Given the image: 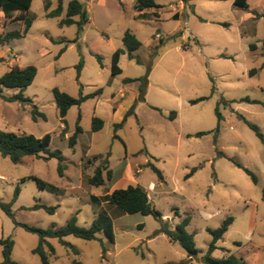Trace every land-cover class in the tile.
Listing matches in <instances>:
<instances>
[{
	"label": "rangeland",
	"instance_id": "obj_1",
	"mask_svg": "<svg viewBox=\"0 0 264 264\" xmlns=\"http://www.w3.org/2000/svg\"><path fill=\"white\" fill-rule=\"evenodd\" d=\"M71 1L63 0L61 17L50 18L60 0H34L27 15L33 23L26 35V17L17 20L20 14L14 13L6 18L0 12V35H21L0 46V75L15 67L37 69L33 84L23 92L32 104L0 98V129L36 138L51 134L50 150L66 159L60 176L57 159L26 157L14 164L0 155V198L11 202L16 188L21 191L12 207L16 220L42 229L62 228L77 215L78 226L89 228L99 209L106 207L103 202L92 206V196L113 193L118 182H126V188L136 183L171 229L191 216L187 230L194 234L197 257L189 258L180 245L159 233L162 222L153 216L124 214L114 220V243L104 233L96 241L66 237L78 256L51 239L55 255L50 263L72 264L77 259L81 264H205L202 259L212 241L209 230L233 218L213 257L222 261L229 253L246 264H264V145L239 117L264 134V0H248V10L236 7L234 0H155L161 8L150 10L147 19H137L133 0H77L89 14L79 38L77 25H59ZM128 31L142 43L136 52L141 64L122 55L123 73L114 77L112 58L124 49ZM149 67L146 101L138 102L141 83L124 80L145 77ZM253 70L257 73L252 76ZM55 89L75 98L100 89L103 93L72 107L63 122ZM20 92L3 89L5 96ZM202 98L207 100L191 104ZM222 98L233 103L225 107ZM33 105L46 120L33 119ZM218 107L223 120L216 136ZM172 112L177 113L175 120L169 118ZM79 116L82 133L72 150L69 138ZM94 117L104 122L99 132L92 130ZM105 159L115 177L93 188L88 180ZM234 162L252 171L257 184ZM149 163L162 172L163 180ZM194 168L197 172L186 179ZM32 176L62 189L64 195L40 190L31 179L23 181ZM36 203L58 209L55 214L30 210ZM8 237L15 243L13 261L41 264L33 254L38 236L16 227L0 210V239Z\"/></svg>",
	"mask_w": 264,
	"mask_h": 264
},
{
	"label": "trees",
	"instance_id": "obj_2",
	"mask_svg": "<svg viewBox=\"0 0 264 264\" xmlns=\"http://www.w3.org/2000/svg\"><path fill=\"white\" fill-rule=\"evenodd\" d=\"M34 0H0V12L4 14L6 18H11L14 13L18 12L20 15L16 18L17 20L24 19L25 17V30L23 32L26 35L29 29L32 27L33 20L29 18L27 15L31 10L32 4ZM234 5L244 10L249 9V4L247 0H235ZM161 7L155 2V0H137L135 9L142 13L138 16V19H147L146 11L157 10ZM46 9H49L48 5H46ZM63 14V0H60L59 6L55 11H52L48 14L50 18H59ZM79 18V21H76L75 18ZM175 20H178V17L174 16ZM89 22V14L85 5L77 0H73L69 3L67 14L64 19H62L59 23L61 27H70L73 25L78 26V38L84 30V26ZM224 26H228L224 24ZM21 35L16 32L8 33L6 35H0V46H4L9 43L12 39L16 37H20ZM62 42V41H60ZM124 49H118L112 58V76L121 75L122 69L120 68V60L122 55L127 54L129 60L135 61L137 64H141V61L136 56V52L140 50L142 47V43L137 39V37L132 34L130 31L126 32L123 38ZM251 50H256L255 45L250 46ZM67 50V46L62 50V53ZM98 60L101 61V58L98 57ZM83 63L81 62L78 66V73L82 70ZM151 68H148L147 75L140 79H125L124 83H134L140 82V94L138 97V102H145L146 95V87L148 86V77L150 75ZM257 73L256 70L251 71V75H255ZM37 76V69L33 66L27 67L24 69L15 67L0 75V98H2L5 102L13 103L20 102L22 104H32V100L25 97L23 92L30 87L35 78ZM19 89L21 92L18 95L14 96H5L3 95V89ZM54 97L57 105V109L59 112L60 119L65 122V118L68 114V111L74 106H81L88 99L97 97L102 95L103 90L100 89L96 91L94 94L89 96L80 95L75 98L64 92H61L59 89H55ZM207 98H202L200 100L192 101L191 104H197L200 101H205ZM224 102V106L228 107L231 105V101H227L225 98H222ZM244 101L248 103H257L255 101H251L249 99H245ZM220 105V104H219ZM132 108L128 115L133 112ZM157 110V109H155ZM33 119L35 121L38 118L46 120V116L39 112L38 108L33 105ZM216 115L218 118V126L215 130L216 136L220 131V125L223 120L222 115L220 114L219 107L216 109ZM177 117L176 112H172L170 114V119L175 120ZM245 124L251 129L256 137L262 142L264 145V134L261 129L247 121L243 116H239ZM81 116H79L76 131L72 137L69 138V147L74 150L78 136L82 133V128L79 125ZM126 119V118H125ZM124 119V120H125ZM124 120L115 126L116 130L122 127ZM104 122L100 118L94 117L92 121V130L93 132H99L103 129ZM207 135V133H197L196 137H203ZM215 142H217V137L215 138ZM52 143L51 134L45 135L43 138H36L33 135L28 134H17L13 132H7L0 129V155L4 158H9L12 163L19 164L26 157H35L37 159H57L59 162L58 172L60 176L64 175L66 170L65 165V157L60 151H51L50 145ZM237 167L242 169L253 181L254 184H257L258 180L256 175L245 168L238 162H234ZM109 160L105 159L103 165H100L95 168L94 175L88 180L89 185L93 188H100L106 185L107 180H111L113 173L112 170L109 169ZM158 177L163 180L162 172L152 163L148 164ZM197 168L191 170V172L187 175L186 179L192 177L196 172ZM106 174V177H105ZM27 179H31L35 181L40 190L48 191L57 195H64V191L60 188L51 185L42 179H39L35 176L23 179L26 181ZM20 188L17 187L15 190L14 198L11 202H5L0 198V210L9 217L13 224L16 227H20L24 229L26 232L36 235L39 238L38 246L33 250V254L38 255L40 257L41 264H51L50 258L55 255V249L51 245V239H57L59 242L69 248L75 256L79 255V251L69 243H67L64 239L66 237L72 236L78 239H82L85 241H96L98 240L97 235L99 233H104L106 237L112 243L115 242V232H114V220L124 214L134 215L141 214L143 216H153L155 219L162 222V227L159 233H162L168 237V239L172 243H176L185 250L189 258H195L198 256V250L196 249L195 237L194 234L189 233L187 227L191 223V216L187 215L178 224L175 229H171L169 227L168 222L162 220L161 213L156 210V208L150 203L147 192L141 188L140 186H129L126 189H118L115 190L111 194H106L105 196L99 198L96 196H92L90 198L91 205H100L102 202L106 207H102L96 213V218L93 221L92 225L89 228H82L78 226V218L77 215L73 216L68 223L62 227L57 228L52 226L48 229H42L35 226H30L27 224L20 223L15 218V213L12 209L14 203L17 201L20 195ZM262 198L264 200V188L262 191ZM58 207H49L44 204L36 203L30 210H44L49 214H55ZM176 215L179 214L176 212ZM233 223V218L226 219L221 227L215 230H209L210 235L212 236V241L208 246L207 252L203 257V262L205 264H246V262L242 258H238L235 255L229 254L225 257L224 260H218L213 257L214 252L218 249L217 243L224 237L226 232L228 231L230 225ZM14 240L11 237L6 239H0V247L3 248V261L0 264H21L12 260V252L14 248ZM107 250L103 248V254ZM72 264H81L77 259L73 260Z\"/></svg>",
	"mask_w": 264,
	"mask_h": 264
},
{
	"label": "crops",
	"instance_id": "obj_3",
	"mask_svg": "<svg viewBox=\"0 0 264 264\" xmlns=\"http://www.w3.org/2000/svg\"><path fill=\"white\" fill-rule=\"evenodd\" d=\"M134 1V8H135V5H136V2H137V0H133ZM132 1V2H133ZM248 1V0H247ZM156 2V1H155ZM234 2H235V0H234ZM249 4V3H248ZM249 8H250V6H249ZM87 9V8H86ZM136 10V9H135ZM137 11V10H136ZM138 12V11H137ZM150 11H146L145 13L146 14H148ZM16 13H18V12H16ZM140 14H142V13H139L138 12V15H137V19H138V16L140 15ZM77 18V17H76ZM76 18H75V20H76ZM111 169V168H110ZM113 171V170H112ZM113 174H114V171H113ZM114 177H115V174H114ZM114 177H113V179H114ZM124 184H126V182H118V183H116L115 184V187H113V192L115 191V190H118V189H120V188H123V189H126V187H124ZM136 186H138V185H136V183L134 184V187H136Z\"/></svg>",
	"mask_w": 264,
	"mask_h": 264
},
{
	"label": "built area",
	"instance_id": "obj_4",
	"mask_svg": "<svg viewBox=\"0 0 264 264\" xmlns=\"http://www.w3.org/2000/svg\"><path fill=\"white\" fill-rule=\"evenodd\" d=\"M183 7V6H182ZM150 189H153V186H151V188Z\"/></svg>",
	"mask_w": 264,
	"mask_h": 264
}]
</instances>
